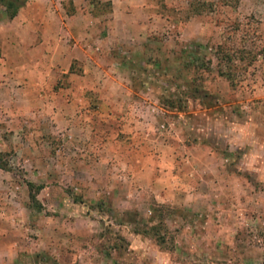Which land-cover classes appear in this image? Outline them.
Masks as SVG:
<instances>
[{
    "label": "rangeland",
    "instance_id": "obj_1",
    "mask_svg": "<svg viewBox=\"0 0 264 264\" xmlns=\"http://www.w3.org/2000/svg\"><path fill=\"white\" fill-rule=\"evenodd\" d=\"M152 3L153 26L121 50L131 56L132 94L153 100L154 132L182 134L190 149H218L215 158L203 162L220 166L215 194L199 197L196 208L178 197L159 201L147 184L124 187L121 196L103 186L98 196L86 184L56 181L61 171L53 169L49 152L36 157L43 159L41 169L30 161L34 154L9 150L13 196L19 199L27 187V197L22 195L26 206L20 211L13 203L11 234L3 239L20 250L3 264H264V0ZM101 9L94 12L110 15ZM195 43L201 44L202 58L211 60L210 70L185 67V50ZM73 69L80 67L74 63ZM195 87L203 95L188 98ZM171 101L184 108L170 107ZM248 122L246 133L234 129ZM186 163L190 176L199 174L201 168ZM32 176L44 186L39 203L30 198ZM153 226H159L156 235Z\"/></svg>",
    "mask_w": 264,
    "mask_h": 264
},
{
    "label": "crops",
    "instance_id": "obj_2",
    "mask_svg": "<svg viewBox=\"0 0 264 264\" xmlns=\"http://www.w3.org/2000/svg\"><path fill=\"white\" fill-rule=\"evenodd\" d=\"M111 2L109 16L95 13L90 0H28L13 18L3 11L0 151L34 154L30 161L41 169L43 159L36 157L49 152L53 169L61 171L56 181L86 184L98 196L103 186L121 196L124 187L147 184L159 201L178 197L196 208L199 197L215 194L220 166L203 162L206 156L215 158L218 149H190L182 134L153 131L155 104L132 94L131 56L121 51L153 26V0ZM251 124L234 129L244 134ZM55 139L65 146H55ZM62 151L69 157L60 156ZM186 160L201 168L199 174L190 176ZM15 180L12 169L0 167L1 240L11 234L9 219L17 212L13 203L19 211L26 206L22 195L27 197V187L14 198ZM10 242L0 241V264L20 250Z\"/></svg>",
    "mask_w": 264,
    "mask_h": 264
},
{
    "label": "trees",
    "instance_id": "obj_3",
    "mask_svg": "<svg viewBox=\"0 0 264 264\" xmlns=\"http://www.w3.org/2000/svg\"><path fill=\"white\" fill-rule=\"evenodd\" d=\"M28 0H0V8H3L4 11L7 13L9 18H13L15 17L19 10L26 4ZM226 1V0H224ZM240 0H236V3L238 4ZM90 2L92 4H94L95 9L96 8H103L105 7L109 12L112 11V2L111 0H107V1H103V0H90ZM101 11H103L101 9ZM97 13H100L99 11ZM201 44H193L191 48H189L188 50H185L186 58H187V64L185 65V67L189 70H198L199 68H204L206 70H210V64H211V60H204L201 56L202 51L199 50ZM199 46V47H198ZM209 63V64H208ZM220 74L221 75H225V72L220 69ZM228 75V74H227ZM230 78V77H229ZM232 81H234L231 78ZM203 92V90H201L199 87H195L191 89V92L188 93L187 97L188 98H199L201 97L203 94H201ZM179 106H176V103L174 101H171L169 106L170 107H179L181 109L184 108V105L182 103L178 104ZM6 156V152H1L0 151V167L5 169V170H11V166L9 164V162L5 159ZM28 186L30 189V198L31 201L33 203H39L38 201V197H37V193L38 191H40L43 186L42 185H36L34 182L28 181ZM40 208H42V206H40ZM159 226H153L151 228V231H153V233L156 235L159 233ZM157 241L159 243H164V238H161V236H159V238H157ZM43 256V255H42ZM41 254H36L34 257L35 258H41L42 257ZM45 257V256H43ZM54 264H59L57 262H54Z\"/></svg>",
    "mask_w": 264,
    "mask_h": 264
}]
</instances>
